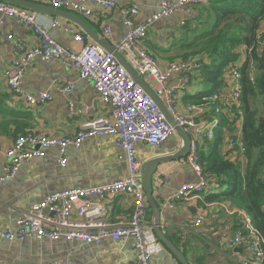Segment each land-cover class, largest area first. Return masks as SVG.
Masks as SVG:
<instances>
[{
	"label": "built area",
	"instance_id": "2783aa9c",
	"mask_svg": "<svg viewBox=\"0 0 264 264\" xmlns=\"http://www.w3.org/2000/svg\"><path fill=\"white\" fill-rule=\"evenodd\" d=\"M22 1L82 16L98 24L103 34L107 36L106 39L110 37V28L104 22L119 9L120 22L126 27V33L120 42L113 44L114 50L143 83L151 85L165 112L190 138L184 163L196 175V182L181 186L168 197L167 206L172 209L178 202L201 199L202 193L209 188V178L204 174L199 152L206 147L207 142L214 139L215 129L220 125L219 118L212 124L208 121V117L211 114L229 113L230 118H236L232 109L241 114L239 69L251 49L247 47L240 49L238 52L241 60L225 66L222 90L214 92L208 98L216 104L209 112L206 108L207 102L187 103L183 105V112H177V97L182 93L185 94L193 82V77L198 75L207 60L191 56L186 59L176 58L168 62L164 68H160L158 59L145 49L143 43L149 29L157 22L179 15L180 26H183L187 20L196 15V7L209 0H157L158 9L139 24L136 23L139 15L137 5L118 8L117 0ZM0 16L13 19L18 25L31 30L36 38L33 46H27L15 40L12 34L7 36L15 46L13 55L6 61L3 78L8 91L14 97L20 98L29 105L51 102L53 97L50 92L31 95L24 88L23 80L27 69L34 61L55 62L65 69L73 70L79 80L92 81L97 93L93 107L102 106L107 110L106 117L92 119L83 124L72 138H51L32 133L16 136L9 148L0 149V158L3 159L0 181L13 180L19 168L34 158L44 157L46 152L52 149L58 152L57 163L65 166L68 148L78 149L84 140L96 136L112 137L114 145L122 151L121 159L126 164V174L110 184L47 194L18 215L14 229H0V239L21 242L32 238L88 245H101L105 242L116 244L131 239V248L137 264H153L154 252L148 242V210L142 180L143 163L137 158L136 144L142 143L151 148H159L177 134L174 127L169 124L157 103L112 53L98 44L86 42L82 28L69 23L66 19H54L47 27H43L38 21L37 12L3 0H0ZM3 24L4 21H0V25ZM49 28L63 31L79 48L70 49L57 44L49 37ZM262 34H264V17L258 31L259 36ZM252 66V62H249V67ZM172 76H176L177 81L166 85V81ZM250 81L253 82L252 72ZM57 89L65 94L71 92L74 85L66 83L57 86ZM69 112L71 115L79 112L87 114L89 109L77 111L74 105L70 104ZM219 128L227 141L224 149L225 158L230 161L238 160L235 156H243L240 128L232 133H228L225 125H220ZM229 136H234L235 140H228ZM119 195H125L131 201L129 217L120 218L117 222H109L106 220L105 203L108 199ZM239 214L241 226L230 238L229 245L246 246L250 251L252 259L244 260L241 264H261L264 259V235L253 225L247 214L243 212ZM202 219V216H197L194 220L185 221L183 229L198 227ZM54 264L69 263L66 260H59Z\"/></svg>",
	"mask_w": 264,
	"mask_h": 264
},
{
	"label": "crops",
	"instance_id": "0c3cea01",
	"mask_svg": "<svg viewBox=\"0 0 264 264\" xmlns=\"http://www.w3.org/2000/svg\"><path fill=\"white\" fill-rule=\"evenodd\" d=\"M131 4L137 5L139 9L137 24L143 22L146 17L158 9L157 0H117L118 8ZM37 17L43 27H47L54 19H67L39 11H37ZM79 17L98 35L99 39L107 40L112 46L124 38L126 27L120 22L119 9L115 10L104 22L110 28L109 39L105 38L98 24L82 16ZM180 20L181 17L176 15L157 22L149 29L148 36L143 43L147 51L158 59L161 67L177 58L178 45L185 31L184 26H180ZM0 21H4V24L0 25L1 150L9 148L16 136L26 133L42 134L51 138H72L83 124L92 119L106 117L107 110L104 107H93L94 99L97 97L93 82L79 80L73 70L65 69L55 62L34 61L26 71L23 80L24 88L31 95L50 92L53 97L51 102L29 105L20 98L14 97L8 91L3 78L6 61L13 55L15 46L13 41L7 39V36L12 34L15 40L27 46H33L36 38L31 30L18 25L11 18L0 16ZM84 34L86 42L97 44L85 31ZM48 35L62 47L79 48L69 35L59 29L49 28ZM200 58L203 59L202 56ZM176 81L177 77L172 76L165 84L171 85ZM66 83L73 84L74 89L62 94L57 86ZM145 86L157 98L151 85L145 84ZM222 88L221 85L215 90L210 83V89L203 91L197 81L192 82L185 94L182 93L177 97V112H183V105L187 104L191 98H200L214 90L215 92L221 91ZM70 104H73L77 111L87 108L89 112L71 115ZM206 108L210 110L212 106L208 105ZM240 125H237L235 130H238ZM226 144L227 141L223 140L222 151L226 149ZM181 147V137L175 134L159 148H151L142 143L136 144L137 158L144 164L155 158L172 156ZM122 155V151L114 145L112 137L96 136L84 140L78 149L68 148L65 166L57 163L59 155L55 149L47 151L42 158L32 159L19 168L13 180L0 181V229H14L18 215L28 210L32 204L39 202L47 194L75 188L97 187L110 184L123 177L126 174V164L121 159ZM185 156L179 160L160 164L152 174V197L159 210L161 230L168 240L181 251L188 264H241L244 260L252 259L246 246L231 247L229 245L230 238L241 226L239 214L241 211L227 201L208 202L206 197L210 194L206 193L199 200L178 202L174 208H168V197L181 186L194 183L197 179L193 171L185 165ZM235 157H238L243 171L245 159L240 155ZM2 164L3 159L0 158V178ZM210 179L215 182V178ZM210 179V187L205 191L211 188L218 189L219 191L213 195H221L224 190L218 188L217 184L211 183ZM130 202L125 195L108 199L105 203L106 220L117 222L120 218H128ZM145 202L148 210V242L154 252L152 263L179 264L154 235L152 228L156 216L147 198ZM197 216L203 217L201 224L190 230H184V222L194 220ZM131 243V239L116 244L105 242L101 245L32 238L21 242L0 239V262L2 264H54L59 260H66L69 264H137ZM261 264H264V259Z\"/></svg>",
	"mask_w": 264,
	"mask_h": 264
},
{
	"label": "trees",
	"instance_id": "16d2710c",
	"mask_svg": "<svg viewBox=\"0 0 264 264\" xmlns=\"http://www.w3.org/2000/svg\"><path fill=\"white\" fill-rule=\"evenodd\" d=\"M264 17V0H209L197 6V15L183 25L185 31L178 45L177 58L203 57L207 62L199 71L201 79L210 82L216 90L222 84L224 68L228 63L239 59L237 50L242 47L251 49L246 61L240 66L241 114L231 110L219 115L220 125L227 126L232 133L240 125V140L243 147L245 168L238 160L226 159L222 151V130L215 129L212 142L199 152L200 162L207 178H215L218 188L224 190L204 191L202 195L208 202L227 201L231 206L247 214L253 225L264 235V34L258 35L260 22ZM249 62L253 64V82L250 81ZM200 98H191L188 103L214 107L215 102L208 100L214 92ZM203 98V99H202ZM241 118V119H238ZM238 119V120H236ZM235 140L229 136L228 140ZM239 152V149L236 148ZM210 187V186H209ZM201 195V196H202Z\"/></svg>",
	"mask_w": 264,
	"mask_h": 264
},
{
	"label": "water",
	"instance_id": "95a60500",
	"mask_svg": "<svg viewBox=\"0 0 264 264\" xmlns=\"http://www.w3.org/2000/svg\"><path fill=\"white\" fill-rule=\"evenodd\" d=\"M10 2L16 6L31 9L33 11L44 12L47 14H53L57 16H63L69 20H72L78 24L97 44L101 45L105 50L112 53L116 59H118L121 64L125 67V69L129 72L132 78L145 90V92L157 103L161 111L165 114V117L169 124L174 127L175 132L181 137L183 142L182 147L178 150V152L172 156L163 157V158H155L143 164L142 169V180L144 185V192L147 198V201L152 205L154 209V214L156 216L153 231L154 235L158 239V241L173 255V257L177 260L179 264H188L186 258L181 253V251L165 236L164 232L161 230L160 222H159V210L157 208V204L152 197V188H151V178L154 170L162 163L175 161L183 158L189 148V136L184 133L180 128H178L171 116H169L159 100L149 91V89L145 86V84L139 79V77L129 68V66L125 63V61L121 58V56L114 50L112 45L105 39H99L98 35L95 34L90 27L76 14L70 13L68 11H61L57 9H52L50 7L44 5H38L33 3H27L22 0H3Z\"/></svg>",
	"mask_w": 264,
	"mask_h": 264
},
{
	"label": "rangeland",
	"instance_id": "374dc122",
	"mask_svg": "<svg viewBox=\"0 0 264 264\" xmlns=\"http://www.w3.org/2000/svg\"><path fill=\"white\" fill-rule=\"evenodd\" d=\"M252 70H253V67L250 68V72H252ZM241 78H242V74H241ZM192 80H193V82L197 81V83L200 84V85L202 86V90H203V91H206V90H209V89H210V82H208V81H204V82H203L199 75L193 77ZM207 111L209 112L210 110L207 109ZM218 117H219V115H217V114H211V115H209V117H208V121L211 122V123L213 124L214 121H215L216 119H218ZM222 126H223V125H222Z\"/></svg>",
	"mask_w": 264,
	"mask_h": 264
},
{
	"label": "clouds",
	"instance_id": "9594fccd",
	"mask_svg": "<svg viewBox=\"0 0 264 264\" xmlns=\"http://www.w3.org/2000/svg\"><path fill=\"white\" fill-rule=\"evenodd\" d=\"M196 15H197V7H196ZM196 15H195V16H196ZM195 16H194V17H195ZM189 20H190V19H189ZM187 21H188V20H187ZM112 47H113V46H112ZM243 48H246V47L239 48V49L237 50V52H238L240 49H243ZM145 49H146V48H145ZM146 50H147V49H146ZM148 52H149V51H148ZM149 53H150V52H149ZM238 54H239V52H238ZM121 58H122V57H121ZM155 58H156V57H155ZM238 60H240V55H239V59H238ZM244 61H246V59H245ZM244 61H243V62H244ZM243 62H241V64H242ZM120 63H121V62H120ZM240 66H241V65H240ZM129 68H130V67H129ZM130 69H131V68H130ZM132 71H133V70H132ZM133 72H134V71H133ZM134 73H135V72H134ZM139 79H140V78H139ZM140 80H141V79H140ZM141 81H142V80H141ZM142 82H143V81H142Z\"/></svg>",
	"mask_w": 264,
	"mask_h": 264
},
{
	"label": "bare ground",
	"instance_id": "6f19581e",
	"mask_svg": "<svg viewBox=\"0 0 264 264\" xmlns=\"http://www.w3.org/2000/svg\"><path fill=\"white\" fill-rule=\"evenodd\" d=\"M66 20H67L69 23H73V24H75V25H78L76 22H74V21H72V20H69V19H66ZM104 36H105V35H104ZM105 37H107V36H105ZM120 64H121V63H120ZM121 65H122V64H121ZM122 66H123V65H122ZM30 67H31V66H30ZM30 67H29V68H30ZM164 67H165V66H164ZM164 67H161V66H160V68H164ZM29 68H28V69H29ZM28 69H27V70H28ZM13 96H14V95H13ZM39 135H40V134H39Z\"/></svg>",
	"mask_w": 264,
	"mask_h": 264
}]
</instances>
